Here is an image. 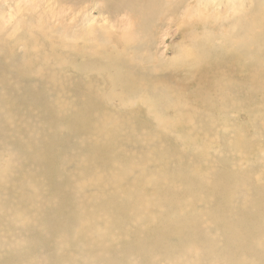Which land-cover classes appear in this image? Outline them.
Wrapping results in <instances>:
<instances>
[{
    "label": "bare ground",
    "instance_id": "1",
    "mask_svg": "<svg viewBox=\"0 0 264 264\" xmlns=\"http://www.w3.org/2000/svg\"><path fill=\"white\" fill-rule=\"evenodd\" d=\"M112 1L138 10L142 17L155 5L154 0L148 4ZM89 33L82 35L83 40H91ZM129 59L126 56L125 64L124 59L110 55L91 71L110 75L133 105L144 102L152 113L172 105L164 90L138 86L143 76L139 66L147 61ZM67 63V59L59 61L60 66ZM24 65L33 62L27 57L8 62L0 47V68L4 66L0 73V194L9 197V201L0 199V264H264L263 186L251 189L245 177L227 175L220 186L207 187L218 192L217 199L205 194L196 202L179 203L178 193L203 187L205 178L177 185L190 177L184 171L187 151L172 158L171 168L163 166L170 148L157 147L162 139L183 135L177 133L178 123L157 116L155 137L149 132L116 133L110 130L111 116L108 119L100 110L74 101L61 102L70 81L57 84L55 75L46 72L27 79ZM140 113L131 112L135 119ZM188 122L196 140L195 117ZM215 123L208 119L204 128L209 132ZM81 134L83 139L76 141ZM227 136L222 133V138ZM232 158L233 152L224 156L229 164ZM121 166L124 173L116 176ZM91 171L94 174L88 177ZM127 177L131 182L120 192ZM162 185L175 189L176 195L160 196ZM143 189L156 194L140 200L137 194ZM119 199L126 200V210L119 206ZM195 203L202 207L194 208ZM245 220L250 224L242 228ZM37 221L41 235L49 240L62 235L61 242H39L34 234ZM131 228L135 230L130 235ZM125 235V248L111 242ZM46 247L51 255L43 253Z\"/></svg>",
    "mask_w": 264,
    "mask_h": 264
},
{
    "label": "rangeland",
    "instance_id": "2",
    "mask_svg": "<svg viewBox=\"0 0 264 264\" xmlns=\"http://www.w3.org/2000/svg\"><path fill=\"white\" fill-rule=\"evenodd\" d=\"M154 2V9L142 17L138 10L121 8L112 0H0V47L8 62L25 57L33 62L32 66L24 65L27 79L46 72L55 75L57 84L58 80L70 81L64 86L61 102L74 101L100 110L108 119L111 116L110 130L116 133L149 132L155 137L157 116L178 123L177 133L183 135L162 139L157 147L170 148L163 166L171 168L172 158L187 151L184 171L190 177L178 180L177 185L187 186L196 177L205 178L203 187L178 193L179 203L196 202L205 194L217 199L218 192H210L207 187L220 186L227 175L245 177L251 189L264 188V0ZM86 32H91L90 41L83 40ZM103 38L106 49L100 46ZM110 55L124 59L125 64L126 56L131 57L129 60L144 58L147 62L139 66L143 76L138 86L164 90L172 105L152 113L144 102L133 105L123 86L114 85L110 75L91 71ZM61 59L68 63L60 66ZM14 69L21 71L20 67ZM3 70L4 66L0 73ZM119 94L121 97L114 96ZM132 111H140V118L135 119ZM192 117L198 126L196 140L188 122ZM208 119L216 120L209 132L204 128ZM224 132L228 136L222 138ZM83 137L81 134L75 140ZM189 140L194 141L190 144ZM230 152L231 164L224 159ZM123 173L124 166L115 170L116 176ZM93 174L91 171L87 176ZM128 179L120 192L131 182ZM155 194L153 189H143L137 197L143 200ZM158 194L173 196L176 190L162 185ZM1 198L9 201L7 194L1 193ZM118 203L126 210V200L119 199ZM201 207L194 204V208ZM28 215L34 217L35 212L28 211ZM248 224L250 221H243L242 228ZM34 230L41 243L55 245L62 240V235L51 240L41 235L38 221ZM134 230L131 228L130 235ZM111 242L125 248L126 235ZM48 248L43 253L51 255Z\"/></svg>",
    "mask_w": 264,
    "mask_h": 264
}]
</instances>
